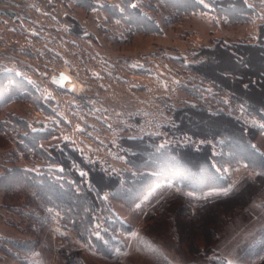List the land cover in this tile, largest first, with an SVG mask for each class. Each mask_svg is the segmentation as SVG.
<instances>
[{"label": "rangeland", "instance_id": "obj_1", "mask_svg": "<svg viewBox=\"0 0 264 264\" xmlns=\"http://www.w3.org/2000/svg\"><path fill=\"white\" fill-rule=\"evenodd\" d=\"M220 1L0 0V177L10 174L0 184V245L10 251L0 249V264H66L59 252L66 236L82 248L85 264H264V208L256 205H264V181L254 184L250 200L193 214L198 200L254 177L244 165L222 169L229 187L186 194L193 203L173 198L162 207L178 194L167 181L157 182L137 205L112 201L129 228L117 232L122 246L110 258L79 242L55 216L41 223L29 217L42 214L34 212L38 203L30 206L36 201L11 186L15 168L39 171L46 165L31 153L36 144L49 150L68 142L107 172L123 173L133 167L122 138L157 136L169 144L175 142L167 131L175 109L222 110L229 96L188 65L201 53L210 76L239 67L245 77L253 75L244 70L246 62L236 67L225 52L200 51L223 42L257 44L264 0H244L251 9L243 15L220 10ZM135 7L141 15L131 11ZM146 23L151 31L138 30ZM61 72L72 78L67 86L73 91L51 82ZM238 116L260 122L242 109ZM256 145L264 154V132ZM15 241L29 249L19 251Z\"/></svg>", "mask_w": 264, "mask_h": 264}, {"label": "trees", "instance_id": "obj_2", "mask_svg": "<svg viewBox=\"0 0 264 264\" xmlns=\"http://www.w3.org/2000/svg\"><path fill=\"white\" fill-rule=\"evenodd\" d=\"M190 1L179 0L184 4H190ZM217 5L220 10H227L233 15H243L251 9L244 0H222ZM132 10L141 15L139 7ZM148 23L156 25L154 21ZM148 23L141 24L138 30L151 31L145 27ZM207 51L225 52L236 67L246 62L244 70L254 71L253 75L245 77L239 67L236 73L217 71L220 76H210L203 69L209 68L207 59L199 58L201 53L193 56L196 62L188 65L190 69L212 82L219 92L229 96V102L222 105V110L195 105L175 109L174 124L167 127L175 142L169 144H163L162 138L157 136L122 138L121 147L128 163L133 167V171L123 173L107 172L97 162L89 161L68 142L49 150L36 144L31 153L46 165L39 171L24 168L12 171L15 182L11 186L15 187V193H27V196L36 201L30 206L35 207L37 203L39 205L34 212L42 213V216L34 213L29 217H37L41 223L51 220L47 216H55L70 227L79 242L88 244L99 254L110 258L122 246L117 239V232L129 228L113 212L112 201L128 206L137 205L159 181L170 182L178 192L168 196L162 207L173 201V198L193 203L190 200L192 198H188L186 194H202L205 191L227 188L229 181L222 169L227 164L244 165L255 172L254 177L245 178L226 192L198 200L193 214L232 199L243 203L246 196L250 200L256 192L254 184L264 181V154L256 145L258 135L264 132V26L261 27L257 44L223 42L200 52ZM261 67L263 69L256 75ZM224 79L228 83H224ZM240 83L241 86L236 89L234 85ZM240 109L251 116H257L260 122L248 124L243 121L238 116ZM9 176H1L0 184ZM6 184L9 185L8 182ZM255 202L253 199V204ZM256 203L259 209L264 208V205ZM65 242L59 252L66 264H85L80 256L82 248L74 245L71 236H66ZM261 244L259 249L264 248V242ZM13 245L19 251L29 249L26 243L19 241L13 242ZM0 249L10 254L4 244L0 245Z\"/></svg>", "mask_w": 264, "mask_h": 264}, {"label": "water", "instance_id": "obj_3", "mask_svg": "<svg viewBox=\"0 0 264 264\" xmlns=\"http://www.w3.org/2000/svg\"><path fill=\"white\" fill-rule=\"evenodd\" d=\"M72 78L65 72H61L58 75H54L50 78L51 82L65 90L68 91H73L74 90V85L67 86V83L71 80Z\"/></svg>", "mask_w": 264, "mask_h": 264}, {"label": "bare ground", "instance_id": "obj_4", "mask_svg": "<svg viewBox=\"0 0 264 264\" xmlns=\"http://www.w3.org/2000/svg\"><path fill=\"white\" fill-rule=\"evenodd\" d=\"M71 81V80H70Z\"/></svg>", "mask_w": 264, "mask_h": 264}]
</instances>
